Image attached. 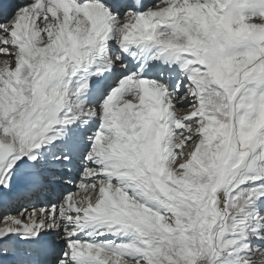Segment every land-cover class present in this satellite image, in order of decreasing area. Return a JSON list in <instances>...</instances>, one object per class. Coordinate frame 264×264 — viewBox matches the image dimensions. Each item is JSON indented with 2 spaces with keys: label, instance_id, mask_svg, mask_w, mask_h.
<instances>
[{
  "label": "snow or ice",
  "instance_id": "1",
  "mask_svg": "<svg viewBox=\"0 0 264 264\" xmlns=\"http://www.w3.org/2000/svg\"><path fill=\"white\" fill-rule=\"evenodd\" d=\"M0 264H264V0H0Z\"/></svg>",
  "mask_w": 264,
  "mask_h": 264
}]
</instances>
